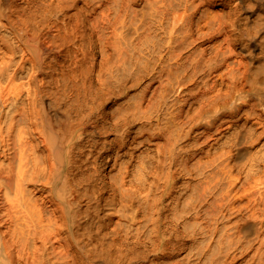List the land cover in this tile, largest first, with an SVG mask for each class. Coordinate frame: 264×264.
<instances>
[{"label": "bare ground", "instance_id": "obj_1", "mask_svg": "<svg viewBox=\"0 0 264 264\" xmlns=\"http://www.w3.org/2000/svg\"><path fill=\"white\" fill-rule=\"evenodd\" d=\"M0 264H264V0H0Z\"/></svg>", "mask_w": 264, "mask_h": 264}]
</instances>
